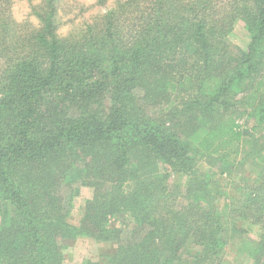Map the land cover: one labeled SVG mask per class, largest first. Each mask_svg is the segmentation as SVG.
Instances as JSON below:
<instances>
[{"label": "trees", "instance_id": "16d2710c", "mask_svg": "<svg viewBox=\"0 0 264 264\" xmlns=\"http://www.w3.org/2000/svg\"><path fill=\"white\" fill-rule=\"evenodd\" d=\"M58 3L28 30L0 0V264H64L80 238L116 243L110 264H222L230 224L238 262L264 264V0H123L79 39ZM230 155L251 172L221 208Z\"/></svg>", "mask_w": 264, "mask_h": 264}, {"label": "rangeland", "instance_id": "374dc122", "mask_svg": "<svg viewBox=\"0 0 264 264\" xmlns=\"http://www.w3.org/2000/svg\"><path fill=\"white\" fill-rule=\"evenodd\" d=\"M123 0H108V2L100 6L97 4V0H59L58 3V35L61 38L76 37L81 38L84 35V31L89 25L97 23L105 15V13L117 5L118 2ZM221 3L226 4L228 0H219ZM42 0H12V16L13 19L20 24H25L26 29L36 30L39 28V20L34 15L33 8L41 4ZM230 42L232 45V52L234 56H239L245 52L249 36L241 21H237L234 26V30L230 35ZM243 155L236 156L230 155L228 161L235 163V172L240 175H234L227 173L221 175L218 170H213V182L220 185V194L215 199L218 207H223L232 197L234 188L233 183H241L240 177L248 176L251 172V167L240 166L239 161ZM234 168V167H233ZM200 169L204 172L212 174V170L209 172L210 167L205 164L201 165ZM187 177L175 175L172 176L170 185L172 188H178V191L184 190L185 181ZM76 197L74 200V208L71 214V222L75 225L80 223L82 213L85 208V203L92 197V190L84 187L81 184L75 186ZM114 221V220H113ZM112 221V224L114 222ZM228 233L233 237L230 239L228 247L225 248L222 255L219 258V262L222 264H241L237 260L236 252V238L235 235L238 230L233 228V225H229ZM238 227H240L238 225ZM234 234V235H233ZM250 237L255 238V233H251ZM116 243H103L94 242L87 238H80L72 243H67L64 246V264H80L85 260H92L99 262L100 264H110L108 256L116 251Z\"/></svg>", "mask_w": 264, "mask_h": 264}]
</instances>
